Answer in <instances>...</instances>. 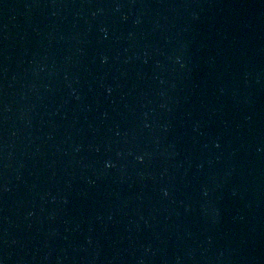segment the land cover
Instances as JSON below:
<instances>
[{
  "label": "water",
  "instance_id": "1",
  "mask_svg": "<svg viewBox=\"0 0 264 264\" xmlns=\"http://www.w3.org/2000/svg\"><path fill=\"white\" fill-rule=\"evenodd\" d=\"M2 264H264V0H0Z\"/></svg>",
  "mask_w": 264,
  "mask_h": 264
},
{
  "label": "snow or ice",
  "instance_id": "2",
  "mask_svg": "<svg viewBox=\"0 0 264 264\" xmlns=\"http://www.w3.org/2000/svg\"><path fill=\"white\" fill-rule=\"evenodd\" d=\"M0 264H2V261H0Z\"/></svg>",
  "mask_w": 264,
  "mask_h": 264
}]
</instances>
